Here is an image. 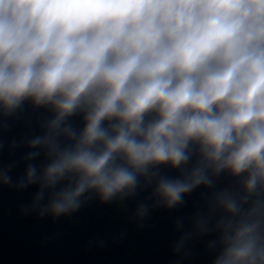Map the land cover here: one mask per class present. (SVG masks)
Returning a JSON list of instances; mask_svg holds the SVG:
<instances>
[{"label": "clouds", "instance_id": "obj_1", "mask_svg": "<svg viewBox=\"0 0 264 264\" xmlns=\"http://www.w3.org/2000/svg\"><path fill=\"white\" fill-rule=\"evenodd\" d=\"M26 101L51 116L0 141V186L34 189L21 215L150 188L129 217L143 227L204 186L206 208L174 220L178 264L210 233L212 264H264V0H0V126ZM225 172L238 186L215 190Z\"/></svg>", "mask_w": 264, "mask_h": 264}, {"label": "water", "instance_id": "obj_2", "mask_svg": "<svg viewBox=\"0 0 264 264\" xmlns=\"http://www.w3.org/2000/svg\"><path fill=\"white\" fill-rule=\"evenodd\" d=\"M50 116L46 108H33L26 101L22 111L6 119L7 127L0 126V141L7 145L13 138L41 134V123ZM2 122L5 118L0 117ZM71 122L82 127V115L72 117ZM23 151L18 150L12 158ZM9 158L7 150L0 152V161ZM161 171L171 177L180 175L179 170L167 166ZM215 180V190L238 186L237 178L226 172ZM33 190L17 192L0 186V264H178L179 258L171 248L179 235L174 230V220L183 216L186 226H190L193 214L206 208L214 191L200 186L186 196L183 206L153 209L143 227H137L129 217L137 201L148 197L150 188L124 205L94 199L75 215L55 222L35 214H20L19 205L30 201ZM213 238L215 233L190 241L192 254L181 264H212V253L205 242Z\"/></svg>", "mask_w": 264, "mask_h": 264}]
</instances>
